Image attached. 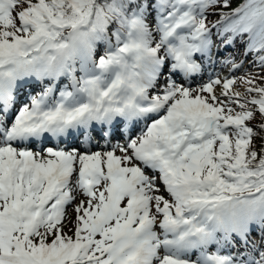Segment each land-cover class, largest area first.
I'll return each instance as SVG.
<instances>
[{"label":"snow or ice","instance_id":"6c2138e0","mask_svg":"<svg viewBox=\"0 0 264 264\" xmlns=\"http://www.w3.org/2000/svg\"><path fill=\"white\" fill-rule=\"evenodd\" d=\"M233 3L0 0V264H264V0Z\"/></svg>","mask_w":264,"mask_h":264},{"label":"trees","instance_id":"16d2710c","mask_svg":"<svg viewBox=\"0 0 264 264\" xmlns=\"http://www.w3.org/2000/svg\"><path fill=\"white\" fill-rule=\"evenodd\" d=\"M242 2H243V0H234L233 7L238 6ZM210 19L215 20V19H218V17H211Z\"/></svg>","mask_w":264,"mask_h":264}]
</instances>
